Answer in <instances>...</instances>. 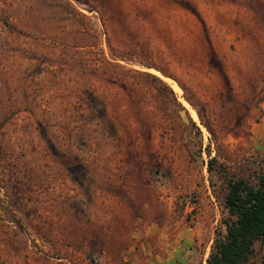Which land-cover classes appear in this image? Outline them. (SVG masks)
Masks as SVG:
<instances>
[{"label":"rangeland","instance_id":"374dc122","mask_svg":"<svg viewBox=\"0 0 264 264\" xmlns=\"http://www.w3.org/2000/svg\"><path fill=\"white\" fill-rule=\"evenodd\" d=\"M260 172L264 0H0V264L201 262Z\"/></svg>","mask_w":264,"mask_h":264},{"label":"trees","instance_id":"16d2710c","mask_svg":"<svg viewBox=\"0 0 264 264\" xmlns=\"http://www.w3.org/2000/svg\"><path fill=\"white\" fill-rule=\"evenodd\" d=\"M224 190L206 264H247L256 256V245H264V172L251 179L224 176Z\"/></svg>","mask_w":264,"mask_h":264},{"label":"crops","instance_id":"0c3cea01","mask_svg":"<svg viewBox=\"0 0 264 264\" xmlns=\"http://www.w3.org/2000/svg\"><path fill=\"white\" fill-rule=\"evenodd\" d=\"M161 242V248L162 249H164V251H166L167 253H172V255H173V260H175L174 262H173V264H206V258H207V256H208V254H209V251H210V246H209V248H208V251L204 254V257H203V259L201 260V262H199L198 260H196V258H195V256H194V250H193V248L192 249H188V253H187V257L185 258H183L182 257V259H181V261L178 259V256L177 255H179V254H182V251H184V249H185V247H183V246H179V245H177L176 247H174V248H172L171 250H169L168 251V248L170 247V245H169V243H168V240H160ZM177 241H179V240H177ZM190 253V254H189ZM167 256V255H166ZM261 256H264V253H262V254H260L259 256L258 255H256L249 263H247V264H264V260H263V262L262 261H258V259L261 257ZM174 257H176V258H174ZM158 258H160V257H158ZM154 259V260H152V262H151V264H159V263H161V264H163V263H167V261H169V258L168 257H165V258H160V260L159 259ZM262 259H264V258H262ZM261 259V260H262Z\"/></svg>","mask_w":264,"mask_h":264}]
</instances>
